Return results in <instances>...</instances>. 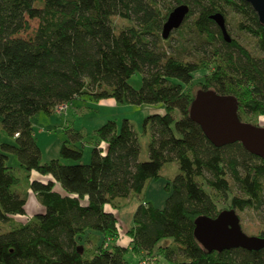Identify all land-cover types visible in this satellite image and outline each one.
Listing matches in <instances>:
<instances>
[{"label": "trees", "instance_id": "obj_1", "mask_svg": "<svg viewBox=\"0 0 264 264\" xmlns=\"http://www.w3.org/2000/svg\"><path fill=\"white\" fill-rule=\"evenodd\" d=\"M179 4L189 6L183 22L196 14V32L210 44L218 36L224 45L213 58L187 60L167 51L171 36H162V25ZM175 6L163 11L158 0H0V123L12 139L0 144V222H10L0 230V264H126L129 252L150 257L155 251L169 264H264V247L208 251L194 235L198 216L224 209L216 195L239 211L264 207V157L240 142L213 144L190 116L194 96L186 89L196 72L211 69L202 89L234 95L241 119L264 115V25L245 0H177ZM227 7L242 15L238 26L257 39L262 55H253L227 28L230 40L224 38L211 15L226 17ZM115 16L131 23L117 28ZM35 17V34L15 37ZM137 71L142 84L134 88L128 79ZM82 95L161 103L164 113L143 121L151 132L148 159L139 160L136 130L124 118L121 126L109 119L95 129L98 143L89 162L82 148L66 141L59 157L41 162L32 117ZM10 152L19 160L16 168L7 163ZM170 161L180 171L167 182L164 205L143 200L125 231L129 241L105 245L120 235L119 216L109 205L141 193ZM32 171L52 178H30ZM22 179L25 186L17 188ZM30 191L44 209L28 216ZM94 232L102 236L94 250L80 244ZM258 236L264 237V226ZM167 238L169 244H162Z\"/></svg>", "mask_w": 264, "mask_h": 264}, {"label": "rangeland", "instance_id": "obj_2", "mask_svg": "<svg viewBox=\"0 0 264 264\" xmlns=\"http://www.w3.org/2000/svg\"><path fill=\"white\" fill-rule=\"evenodd\" d=\"M161 4L162 10L166 11L167 8H172L177 4V0H158ZM160 6V5H159ZM225 26L229 32V35L238 40L241 44H243L245 47H247L248 50L251 51V53L255 56L262 55L261 50H259L257 45V39L250 33L246 32L245 30H241L238 26L240 20H243V17L240 13L235 12L232 10L231 7H227L225 10ZM196 14L189 17L178 30H174L171 32L170 36L171 38L168 41L167 45V51L173 54H176L179 57H182L187 60H198L199 58H205L206 60L213 58V51L216 47L222 49L224 48L222 42L219 40L218 42V36L213 41V43L207 42V38L203 35H199L196 30L194 29L193 25V19L195 18ZM29 21V27L26 30H22L15 34V37H22V38H31L39 25L40 19L35 18H28ZM114 22L117 28H120L122 26H126L127 24L131 23L128 20H125L121 18L120 16L114 17ZM226 50H232L231 52L236 53L233 49L225 48ZM237 55V54H236ZM211 69H206L203 71L196 72L195 77L193 80L187 85L188 91L195 96V92L201 88V84L205 80L206 74L210 73ZM129 83L134 88H139L142 84V74L141 72L137 71L134 74H132L129 79ZM190 88V89H189ZM98 101L93 100L89 95H82L80 97L74 98L70 103H67L69 106L67 108H64L65 105L55 106L52 111L53 114L59 118V121L57 119L56 123L52 124L50 121L51 119H48V112L40 111L36 113L32 117L33 127L36 135V131L38 129H41V127L45 128V131L49 132L50 130L54 131L56 135L61 136L59 139H51L47 138L46 136H42L38 138V134L36 135V139L38 141L39 147L41 148V162H47L52 158L59 157V151L60 147L62 145V141H64V135L67 136L66 142H68L70 145H75L76 147H80L83 149V161L89 162L90 161V155L91 150L94 147V145H97L98 140L94 136H86L83 140H80L79 142L74 141L72 143L70 134V129L68 126L71 124V121L75 117V108L78 106L79 111L89 110L93 109L94 114H96V117H94L92 120L88 121H96L98 118V115L101 114L106 115L110 114V116H106L109 119L115 120L118 122V125H122V120L124 118L129 119L130 123L133 125L134 129L136 130L137 136H138V142L140 145V154H139V160H146L148 159L149 153H148V145L151 139V132L149 128H144L143 121L144 118L153 113H164V107L161 103H155V104H128V103H120L118 109H104L102 107L100 111H98V107L95 106ZM90 104V105H89ZM74 106V111H73ZM115 108V107H114ZM105 113V114H104ZM179 116L178 114L176 115ZM243 119H248L250 123L264 126V115H260L259 117H254L251 114H247L242 116ZM102 121H107L104 120ZM108 119V120H109ZM242 119V120H243ZM83 120V119H81ZM81 120H78L77 123H79ZM85 121V119H84ZM43 122L47 123L44 124ZM104 122H100L99 125H102ZM47 125V126H46ZM64 127L65 130H63ZM57 137V138H58ZM12 139L8 137L7 133L5 132L4 128L2 127L0 123V144L2 141H11ZM52 140V142H51ZM55 140V141H54ZM9 157L7 159V163L9 165H12L13 167H18L19 160L17 156L14 153H8ZM179 166L176 161H170L166 162L163 167L160 170V176L158 178H154L152 180L147 181L144 189L141 193H133L128 198L125 199H117V202H115L113 206H117L116 208L113 207L119 216L120 221V235L117 238L109 239L107 238L105 240L106 244H111V242L119 241L122 243H126L129 241L127 235L125 234V231L128 227L132 225V216L139 205L143 200L144 202H150L156 207H162L165 203L166 197L171 192V187H167V182L172 180L176 174L179 173ZM37 173H32L31 177L36 176ZM30 177V178H31ZM34 178V177H33ZM230 181L233 186V192L238 193L236 186H234V180L230 178ZM25 186L24 179L21 180V182L16 186L17 188H22ZM58 188V186H57ZM235 190V191H234ZM216 199L218 202L219 208L224 209H231L228 206V198L223 196L216 195ZM38 198L35 195L34 192L30 191L28 195V208L29 211L27 212V215L30 216L34 214L33 211H35V206H38L39 204ZM26 204V205H27ZM32 211V212H30ZM236 213L238 214L240 218V224L242 227V230L249 234V235H258L259 230L264 226V207L260 208L259 210H256L251 207H247L242 211H239L235 209ZM0 230H8V227L10 226V222L8 223H2L0 222ZM88 238L82 236L80 244H85L89 248V246L93 245L92 250H94L95 246L102 241V236L98 233H91ZM97 236V237H95ZM95 238L96 243H95ZM171 239H163L161 240V243L166 245L169 244ZM126 264H143L142 260H145L146 263L144 264H169L168 261L164 258L163 253L155 251L153 256H135L133 253L129 252L126 255Z\"/></svg>", "mask_w": 264, "mask_h": 264}, {"label": "water", "instance_id": "obj_3", "mask_svg": "<svg viewBox=\"0 0 264 264\" xmlns=\"http://www.w3.org/2000/svg\"><path fill=\"white\" fill-rule=\"evenodd\" d=\"M245 1L250 3L259 22L264 25V0ZM188 12L187 4L175 6L162 25V36L167 38L173 30L180 27ZM211 18L229 41L224 15L216 12ZM190 116L216 146L240 142L248 151L264 157V126L240 118L238 101L234 95L221 94L211 88H200L195 92L191 103ZM194 235L208 251L236 247L258 250L264 247V237L249 235L242 230L240 218L233 208L223 209L214 217L198 216L195 219Z\"/></svg>", "mask_w": 264, "mask_h": 264}, {"label": "crops", "instance_id": "obj_4", "mask_svg": "<svg viewBox=\"0 0 264 264\" xmlns=\"http://www.w3.org/2000/svg\"><path fill=\"white\" fill-rule=\"evenodd\" d=\"M119 105H121V104L118 103L114 98H111V97L100 99L98 101V103L95 104V106L98 107V109H97L98 111H100V109L102 107H104V109H107V108H109V109H118L117 107H119ZM75 109H77V110H75V117L71 121V124L68 126V128L71 131L70 133H68V135L70 134V136L72 137L71 138L72 143H74V141L79 142L80 140H83L86 136H89V135L96 137L95 129L100 126L99 125L100 122H104V121H102L103 118H105L104 120H106V118L108 120L109 118L106 117V116H110V114H106V115H103V116L101 114H99L98 118L96 119V121H88V120H92L94 117H96V114H94V110L93 109L79 111L78 110L79 109L78 106ZM109 109H107V110H109ZM73 111H74V106H73ZM53 113L54 112L51 111L50 113H48V116H44V117H49L48 119H51L50 121L52 122V124L56 123L57 119L59 121V118H57V116H55ZM81 119H83V120H81ZM84 119H85V121H84ZM78 120H81V121L79 123H77ZM43 123L47 124L45 122H43ZM32 124H33V122H32ZM61 128H63V130H65L64 127H61ZM54 131L50 130L49 132H47V131H45L44 127H41V129H38L36 131V135L38 134V138L42 137V136H46L47 138H51V139H55V138L59 139V138H61V136L58 137V135L55 134L56 131L55 132ZM34 133H35V131H34ZM63 135H64V138H65L63 140L65 141L67 136L65 134H63ZM51 142H52V140H51ZM32 173H37L36 176H33L34 179H38V180H41V181H44V182L52 178L50 175H40L36 171H32ZM33 177H31V178H33ZM38 204H39L38 206H35V211H33L34 213H36L38 211H42L44 209L43 206L40 203H38ZM109 207H110V209L115 210L110 205H109ZM26 210H27V212L29 211L28 204L26 205ZM30 212H32V211H30Z\"/></svg>", "mask_w": 264, "mask_h": 264}, {"label": "built area", "instance_id": "obj_5", "mask_svg": "<svg viewBox=\"0 0 264 264\" xmlns=\"http://www.w3.org/2000/svg\"><path fill=\"white\" fill-rule=\"evenodd\" d=\"M62 105H65V107H64V108H67V107H68V105H67V104H60V107H61ZM142 262H143V264H144V263H146V262H145V260H142ZM140 264H141V263H140Z\"/></svg>", "mask_w": 264, "mask_h": 264}]
</instances>
